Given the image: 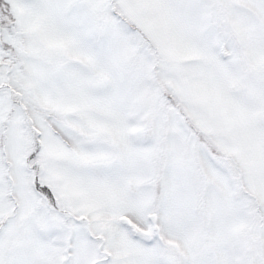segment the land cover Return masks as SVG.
I'll use <instances>...</instances> for the list:
<instances>
[{
	"label": "snow or ice",
	"instance_id": "1",
	"mask_svg": "<svg viewBox=\"0 0 264 264\" xmlns=\"http://www.w3.org/2000/svg\"><path fill=\"white\" fill-rule=\"evenodd\" d=\"M0 264H264V0H0Z\"/></svg>",
	"mask_w": 264,
	"mask_h": 264
}]
</instances>
